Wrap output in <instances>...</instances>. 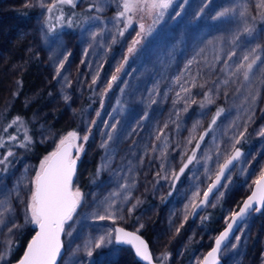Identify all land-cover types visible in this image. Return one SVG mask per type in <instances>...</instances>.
Segmentation results:
<instances>
[{
  "label": "rangeland",
  "instance_id": "obj_1",
  "mask_svg": "<svg viewBox=\"0 0 264 264\" xmlns=\"http://www.w3.org/2000/svg\"><path fill=\"white\" fill-rule=\"evenodd\" d=\"M123 3L0 0V12L20 13L0 26L1 38L8 43L14 38L23 48L21 57L6 65L0 45L5 63L0 134L6 127L2 116L18 96L17 76L32 65L38 83L24 103L45 93L43 106L29 120L37 142L50 151L45 157L72 131L78 134L76 145H83L72 185L82 198L64 225L59 264H134L129 247L114 244L116 225L137 234L148 230L159 264H200L217 230L264 171V8L257 7L264 0H172L158 20L147 11L120 17ZM128 18L132 22L125 29ZM134 40L139 43L129 54ZM211 45H220L221 52ZM253 60L245 79L239 65ZM207 122L211 127L205 128ZM245 136L244 154L220 191L190 220L206 186ZM97 153L92 174L91 157ZM40 165L27 160L10 161L4 170L0 165V209L11 211L0 227V264H9L19 234L36 227L26 222V209ZM86 239L88 248L82 245ZM263 247L264 210L237 232L222 251L221 264H261Z\"/></svg>",
  "mask_w": 264,
  "mask_h": 264
},
{
  "label": "snow or ice",
  "instance_id": "obj_2",
  "mask_svg": "<svg viewBox=\"0 0 264 264\" xmlns=\"http://www.w3.org/2000/svg\"><path fill=\"white\" fill-rule=\"evenodd\" d=\"M63 3H70L71 0H61ZM172 4V0H124L122 4L123 11L118 13L120 17H128L129 13H134L136 11H147L149 15L155 14L157 20L164 15V11L169 8ZM52 7H49V12L52 11ZM259 8H264V3L257 5ZM227 11V10H226ZM219 16L225 15L224 12L218 13ZM241 15H245L241 12ZM264 16V13H262ZM131 19L128 18L125 22V29L131 24ZM155 22V21H154ZM141 33L144 31V25L141 24ZM150 30V29H149ZM246 32H250V28L246 27L244 29ZM123 35V32H121ZM140 33H138V36ZM139 40H134L132 45L128 49V53L131 54L135 51L136 45ZM125 62L128 57H124ZM244 61H248L249 57L245 56ZM255 60L247 63L246 67L244 64L239 65V67L244 68V77L248 78V73L251 71ZM121 68L123 65L120 66ZM59 71V69L57 70ZM116 72H120V68L116 69ZM117 79V75L112 76V81ZM112 81L109 82L108 87H112ZM67 99V97H65ZM207 99V96H206ZM211 103V100H208ZM218 110L217 115L219 112ZM215 117L212 119V124H215ZM211 127V125L209 126ZM78 138V134L75 131L69 132L66 137L61 139L57 148L49 156L45 157L41 162L40 169L36 173V177L33 180V188L30 200L27 204L26 212V222H30L39 228L36 235L28 244V248L19 261V264H56L57 256L61 250V240L60 235L64 231L65 223L72 218V214L75 212L77 206L81 202L82 193L79 189L73 191V176L76 171L77 159L81 151H83V145H76L75 141ZM111 138V137H110ZM89 139L88 135L83 137L84 141ZM203 139V136L200 138ZM76 149V159L72 158V149ZM199 143H197V148ZM193 156L188 157V162L191 163ZM240 156L239 150L235 152L230 159L220 167L219 174L216 177V183L210 185L207 192L204 193L205 201L216 184L219 183L221 176H223L225 169L232 164ZM2 163V161H0ZM187 164L180 169V172H184V168ZM257 185L256 191L253 192L252 196L248 198L244 203V207L240 209L239 213L233 215L232 220L235 222L237 216H243L244 213L253 206V202L257 204H264V171L261 172L259 179L255 182ZM257 211L259 208L256 209ZM195 212V207L193 208ZM30 216V221L28 217ZM104 219V217H100ZM232 224L228 225V230L232 229ZM143 227V225H141ZM226 230L216 239V247L208 254L209 260L206 258L205 264H215V254L220 248L222 241L228 236L229 231ZM11 231V229H10ZM116 240L117 242H123L125 244H130L136 251V255L146 260L151 264L152 257L149 254L148 246L140 238L139 235L131 232H124L123 229H116ZM71 235V233H69ZM104 237H100L99 241L96 243V247H100L104 241ZM91 250L88 251V255L91 256ZM3 257L0 256V259Z\"/></svg>",
  "mask_w": 264,
  "mask_h": 264
},
{
  "label": "trees",
  "instance_id": "obj_3",
  "mask_svg": "<svg viewBox=\"0 0 264 264\" xmlns=\"http://www.w3.org/2000/svg\"><path fill=\"white\" fill-rule=\"evenodd\" d=\"M19 15V12H14L11 10L0 12V26L7 27L10 20ZM2 32L3 31L1 30L0 45H3L5 49L4 51H6L7 65L10 60H17V58L21 57L23 48L20 43H14L12 40L14 38H10L8 35V38L11 39V43H8L7 40L3 42V38H1ZM2 66H5V63H1L0 61V71H2ZM17 82L19 83L18 96L10 103V105H8L9 107L7 111L2 116L4 125L6 126L5 130L2 132V134H0V161H2L0 165L3 166V170L7 169L10 165V161L13 160H27L37 167L40 165L44 157L50 153L47 146H42L37 142L35 139L34 128L32 125L30 126L29 123L31 114L43 106L42 103L45 98V93L41 92L42 94L35 97L34 101L32 100L28 105L24 103L25 96L28 95V93L33 92L36 89L38 83L34 71H32V65H30L28 69H25V71L18 74ZM208 126L209 122L206 123L205 128ZM240 142V148L244 149L249 142L248 137L245 136ZM196 149V147H193V150L189 155L192 156V153H194ZM99 155L100 154L97 153L91 157L92 174L95 172L97 167L98 161L96 159ZM242 201L243 200H241V202ZM241 202L238 204L236 209L240 206ZM213 226L214 225L209 224V227L212 229L214 228ZM221 228L222 227L217 230L216 234L219 232V230H221ZM33 233L34 229L32 227H28L19 234L14 242V246L11 249L9 264H13L21 257L25 245ZM141 235L147 240L150 239L148 230Z\"/></svg>",
  "mask_w": 264,
  "mask_h": 264
},
{
  "label": "water",
  "instance_id": "obj_4",
  "mask_svg": "<svg viewBox=\"0 0 264 264\" xmlns=\"http://www.w3.org/2000/svg\"><path fill=\"white\" fill-rule=\"evenodd\" d=\"M239 150L240 152V156L234 160L232 162L231 165H229V167L227 169H225V172L223 174V176H221V179L219 181V183L216 184V187L213 188L212 192L209 193L208 197H207V201L204 202V203H201L202 201H205V197H204V193L208 191L210 185H212L213 183H216V177L217 175L219 174V171H220V168L217 170L216 174L214 175V178L211 180V182L206 186V190L204 191V193L201 195V197L198 199V202L195 204V212H193L192 210V214H191V217H190V220H195L196 217H198L199 215H201L203 213V211L206 209V207L210 204V202L212 201L213 197L215 195H217V193L220 191L222 185L225 183L226 179L228 178V174L234 169V167L236 166V164L238 163L239 159L241 158V156L244 154L243 153V150L240 148V147H237L236 149L233 150V152L231 153L230 156L227 157L226 160L230 159L233 155H235V152ZM72 153H73V149H72ZM226 160L220 165V167L226 162ZM78 164H79V161L77 160V163H76V171H77V168H78ZM75 171V174L73 176V179L76 175V172ZM251 190L250 192L243 198V201L241 202L240 206L235 210V212L230 216V218L228 219L227 223L225 224V226L219 231L218 235L216 236V238L214 239L212 245H211V248L208 250V252L204 255L203 257V260L201 261L200 264H205V260L206 258H208L209 260H211V258L208 257V254L212 251L213 248L216 247V239L223 233L225 232L226 230H228V225L229 224H232V229L231 230H228L229 231V234L228 236L225 238L224 241H222L221 245H220V248L219 250L217 251V253L215 254V264H221V257H220V254L222 253V251L228 246V244L231 242V240L237 235V232L242 228V226L246 223V221L251 218L253 215L257 216L259 215L264 209V204H257L256 202H253V206L248 209L243 216H237V219L236 221L234 222L232 220V217L234 214L236 213H239L240 212V209L244 207V203L245 201L248 200V198L250 196H252L253 192L256 191V188H257V185L256 183H254L252 186H251ZM259 208V210L257 211L256 209ZM116 229H123L124 232H131V233H135V232H132L130 230H126L122 227H119V226H116L115 227V236H114V239H115V245L116 246H119V247H124V248H130L132 249L133 253H134V256H135V259L136 261H138L139 264H149L148 261L142 259L141 257H138L136 255V251L135 249L130 245V244H125L123 242H117L116 240ZM39 231V228L36 226L35 229H34V233L33 235L30 237V239L27 241V244L25 245V248L22 252V255L21 257L15 261L13 264H19V261L23 258L27 248H28V244L29 242L32 240V238L36 235V232ZM64 232V231H63ZM63 232L61 233L60 235V240H61V250H60V253L59 255L57 256V259H56V264H59L63 255H64V242L62 241V237H63ZM137 234V233H135ZM140 236V234H137ZM140 238L142 240H144V242L147 244L146 240L144 238H142L140 236ZM148 246V244H147ZM149 251V254L150 256L152 257L151 253H150V250L148 249ZM263 255H264V252H263ZM151 264H159L157 263L155 260H153V258L151 259ZM262 264H264V257H263V261H262Z\"/></svg>",
  "mask_w": 264,
  "mask_h": 264
},
{
  "label": "bare ground",
  "instance_id": "obj_5",
  "mask_svg": "<svg viewBox=\"0 0 264 264\" xmlns=\"http://www.w3.org/2000/svg\"><path fill=\"white\" fill-rule=\"evenodd\" d=\"M247 18H248V17L245 15L244 18H243V20H247ZM234 23H237V21L234 22ZM228 30H229V29H228ZM98 39H99V38H98ZM220 45H222V43H220ZM220 45H217V46H215V45H211L210 48H212V50L215 49V50H214L215 53H216V52L219 53V52H221V51H220V47H221ZM49 51H50V53H52V55H54L56 49H55V48H54V49L51 48V50H49ZM260 86H261V85H260ZM259 91H260V90H258V93H259ZM234 94L237 96V94H236V93H233V92L230 93V96L235 97ZM251 119H252V118L249 117L248 120H245V121L242 120V122H243V123H248ZM239 126H240V125H239ZM144 168H145V167H144ZM137 169L140 170V166H137ZM126 181L129 182V181H128V178L126 179ZM1 201L3 202L4 200L1 199ZM0 210H1V211H0V214H1V218H2V219H1V223H0V227H1L2 224L4 223L2 220H3L5 217L10 216V214H11L10 212H11V211H10V209H8L7 207H2ZM90 243H91V240H90V239H86V240L82 243V245H83V246L85 245L86 248H88V247L90 246ZM71 260H72V259H71ZM71 260H70V262H71Z\"/></svg>",
  "mask_w": 264,
  "mask_h": 264
},
{
  "label": "flooded vegetation",
  "instance_id": "obj_6",
  "mask_svg": "<svg viewBox=\"0 0 264 264\" xmlns=\"http://www.w3.org/2000/svg\"><path fill=\"white\" fill-rule=\"evenodd\" d=\"M116 226H117V225H116ZM116 226L112 227L113 232H114V236H115V227H116ZM119 227H120V226H119ZM122 228H123V227H122ZM222 228H223V227H222ZM222 228H221V229H222ZM124 229H125V228H124ZM126 230H127V229H126ZM128 230H129V229H128ZM130 231H131V230H130ZM219 231H220V230H219ZM132 232H133V231H132ZM218 233H219V232H218ZM218 233H217V235H218ZM139 234H140V233H139ZM217 235H216V236H217ZM140 236L143 238V236H142L141 234H140ZM215 238H216V237H215ZM215 238H214V239H215ZM144 239L146 240V242H147V244H148V249H149L150 239H148V240H147L146 238H144ZM62 241H63V237H62ZM213 241H214V240H213ZM63 242H64V241H63ZM212 243H213V242H212ZM114 244H115V239H114ZM211 245H212V244H211ZM227 247H228V246H227ZM129 249H130V248H129ZM130 250H131L132 260L134 261V264H139L138 261H136V259H135V256H134V253H133L132 249H130ZM149 250H150V249H149ZM263 252H264V247H263ZM150 253H151V251H150ZM206 253H207V252H206ZM206 253H205V254H206ZM205 254H204V255H205ZM151 255H152V254H151ZM204 255H203V257H204ZM220 255H221V254H220ZM262 255H263V253H262ZM203 257H202V258H203ZM263 257H264V255H263ZM263 257H262V261H263ZM152 258H153V257H152ZM202 260H203V259H202ZM200 263H201V262H200ZM261 264H262V262H261Z\"/></svg>",
  "mask_w": 264,
  "mask_h": 264
}]
</instances>
